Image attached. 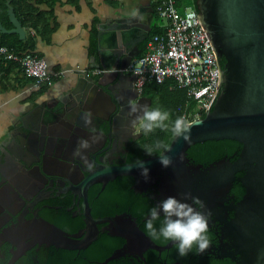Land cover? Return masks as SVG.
Wrapping results in <instances>:
<instances>
[{"label":"flooded vegetation","instance_id":"obj_1","mask_svg":"<svg viewBox=\"0 0 264 264\" xmlns=\"http://www.w3.org/2000/svg\"><path fill=\"white\" fill-rule=\"evenodd\" d=\"M115 94L121 106L108 105L107 108L104 106L106 100L101 101L108 110L102 115H92V124L87 127L83 124L78 128L63 117L51 126L52 135L48 139L49 132L37 118L34 122H24L32 130L11 131L7 144L13 146L19 142L17 155L23 162L18 157L6 160L0 151V264H54V257L45 260L42 255L50 251L55 256L56 251L65 250L76 251L79 256L101 237H104L106 249L114 247L112 255L127 245L125 238L113 234L122 232L123 220L133 221L147 235L145 223L150 218V209L173 197L176 191L182 192V202H186L187 195L189 204L205 215L210 213L207 235L211 246L207 251L197 253L194 247L193 252L180 257L171 241L153 240L157 248H152L136 240L133 246L126 248L125 255L110 261L107 259L111 255L107 256L101 264L116 260L126 264H242L244 254L233 224L239 219L247 188L241 180L243 175L228 183L219 182L218 178L230 176L234 169H238L233 173L237 175L247 165L240 166L227 158L203 163L186 153L184 169L175 177V182L169 180L170 175L165 171L158 170L149 171L147 180L141 174L112 178L115 170L126 164L158 156H141L145 147L156 148L153 142H145L149 134L143 133L139 123H133L142 113L128 115L130 100L151 109L154 108L152 98L144 90L139 91L130 80L118 85ZM44 110L41 114L47 118L48 112ZM60 135H66L67 140L60 139ZM93 137L98 139L92 142ZM161 137H157V144ZM81 139L91 143L90 148L82 150L83 156L93 165L91 170L79 156H74ZM239 179L246 188L241 200L232 192L235 180ZM112 197L116 199L111 207ZM191 198H198L203 208ZM39 224L55 225L72 238V246L78 248L47 245L40 233L34 232ZM155 225L159 228L160 221ZM87 235L96 236V239L83 247ZM54 242L63 244L58 240Z\"/></svg>","mask_w":264,"mask_h":264},{"label":"water","instance_id":"obj_2","mask_svg":"<svg viewBox=\"0 0 264 264\" xmlns=\"http://www.w3.org/2000/svg\"><path fill=\"white\" fill-rule=\"evenodd\" d=\"M196 4L202 24L212 39L218 56L221 86L207 108L206 116L191 121L194 126L190 139L185 142L182 138L174 137L172 140V151L166 153L172 157V166L163 167L158 156L142 161L149 171H165L170 175L169 180L175 182V177L184 169L186 153L192 145L220 139L242 142L243 149L236 162L240 166L247 165L244 168L245 175L241 178L245 182L247 193L241 201L239 219L233 227L235 234L239 235L244 254L242 264H264V0H196ZM8 13L14 27L9 30L0 23V32L18 34L21 40L26 39V28L9 2ZM99 30V61L96 62L97 57H94V66L105 71L100 76L79 72L62 96L61 106L50 111L52 116L44 118V114H41L38 117L37 121L42 122L49 132L48 139L52 135L51 126L60 118L65 117L66 121L74 122V125L82 128V116L85 114L102 115V112L108 110V105L121 106L115 88L126 80L131 83L135 81L134 77L120 70L127 67L143 51L140 44L145 37L138 34V31L146 34L148 30L140 22L139 16L109 20L106 24H101ZM106 41L109 46L105 45ZM223 59L226 60L225 66L222 64ZM104 100L105 105L101 103ZM149 102L151 103L150 99ZM213 105L215 108L211 110ZM52 119L54 120L49 121ZM25 129L30 131L32 127L25 124ZM65 137L59 136L60 139L67 140L68 137ZM15 144L17 145L2 144L0 151L4 159L20 157L17 155L20 144ZM134 164L129 172L125 170V166L118 168L112 178L115 175L137 177L142 170ZM233 173L226 178L220 175L219 182H230L235 176ZM173 194V197L181 200L182 192L176 191ZM188 201L186 199L187 203ZM123 223L125 226L122 232L113 234L125 238L127 245L113 253L107 261L125 255L126 248L133 246L136 240L157 248L154 241L133 221L124 219ZM34 232L40 233L47 245L66 249L78 248L76 245L72 246V238L53 224H39ZM95 239L96 236L87 235L83 247Z\"/></svg>","mask_w":264,"mask_h":264},{"label":"crops","instance_id":"obj_3","mask_svg":"<svg viewBox=\"0 0 264 264\" xmlns=\"http://www.w3.org/2000/svg\"><path fill=\"white\" fill-rule=\"evenodd\" d=\"M158 0H60L53 6L37 5L49 17L53 32L45 37L26 29L27 36L36 41L34 52L48 62L50 71H64L59 78L33 87L34 80L23 68L16 67L4 77L0 90V148L10 140L11 131L25 128V121L34 122L42 109L50 111L61 106V98L77 78L79 72L95 69L94 57L99 61V26L109 20L131 18L135 11L147 28L140 47L145 52L152 33L162 28L163 21L157 12ZM47 29L46 26H44ZM108 42L106 41V44ZM149 84V83H148Z\"/></svg>","mask_w":264,"mask_h":264},{"label":"built area","instance_id":"obj_4","mask_svg":"<svg viewBox=\"0 0 264 264\" xmlns=\"http://www.w3.org/2000/svg\"><path fill=\"white\" fill-rule=\"evenodd\" d=\"M157 3L158 15L164 20L163 31L153 35L145 52L120 71L134 77V84L141 92L148 83L171 79L186 89L189 98L202 103L201 110H207L218 94L222 78L212 39L198 10L193 8L182 13L177 0H158ZM0 54L20 64L33 78V87L50 83L64 73L50 71L48 62L33 52L19 55L0 47ZM104 71L95 68L84 72L100 76Z\"/></svg>","mask_w":264,"mask_h":264},{"label":"trees","instance_id":"obj_5","mask_svg":"<svg viewBox=\"0 0 264 264\" xmlns=\"http://www.w3.org/2000/svg\"><path fill=\"white\" fill-rule=\"evenodd\" d=\"M60 0H0V23L6 29H12L13 23L10 20L8 13V2L14 8V12L18 17L19 21L22 23L23 27L26 29H31L35 34L45 37L53 32L50 28L49 17L40 12L37 9V5L43 2L53 6L56 2ZM193 1V5L196 10L197 4L196 0ZM179 2V0H177ZM181 6L178 3L179 7ZM47 27V29L44 28ZM163 28L156 29L151 37L157 33H161ZM48 34H47V33ZM36 41L33 37L27 36L26 39L21 40L18 34H7L0 32V47H7L10 51L16 54H25L28 52H34ZM226 60H222V64L225 66ZM21 65L5 58L0 54V90L4 86V77L6 74L11 73L16 67ZM22 67V66H21ZM144 92L147 96H150L154 101V108L159 107L163 111H168L170 113L171 121H174L177 117H185L188 121H193L194 116H191L193 109L196 106L197 100L191 99L187 95V91L175 84L171 79L166 80L164 83H157L155 81L151 84H147L144 88ZM213 105L211 110H214ZM206 116V110H202L200 117ZM171 121L169 123H171ZM161 136L162 145L170 146L172 140L174 139L171 131H161L156 129L154 132L149 133L145 142H153V147L156 148L158 141L156 140L158 136ZM144 142V143H145ZM243 149L242 142L234 139H220V140H208L205 142H200L192 145L187 153L188 157L194 156L198 162L208 163L213 160H220L223 158L230 159L232 162H236L240 159V154ZM162 148L154 149V155L162 152ZM147 155L144 153L141 156ZM245 174V170L238 172L234 177L238 179L239 176ZM235 187L232 192L238 196V200H241L245 193L246 188L243 186L242 182L235 180ZM116 199L112 197L111 207L113 206V201ZM160 243H165L164 239L158 240ZM121 243V242H120ZM104 237L98 239L88 250L83 251L82 254L78 256L75 251L74 253L69 251L55 252V256L50 252H45L42 256H45V260L50 257H54L56 260L54 264H101L107 256H110L114 247L105 248ZM173 256V255H172ZM50 264V263H49ZM110 264H126L120 262V260L113 261Z\"/></svg>","mask_w":264,"mask_h":264},{"label":"clouds","instance_id":"obj_6","mask_svg":"<svg viewBox=\"0 0 264 264\" xmlns=\"http://www.w3.org/2000/svg\"><path fill=\"white\" fill-rule=\"evenodd\" d=\"M136 15L135 11L131 13L132 17ZM129 109L128 115L130 116L138 112L142 113L136 117L133 123H139L145 135L154 132L156 129H160L161 131H171L176 139L182 138L185 142L190 139L191 129L194 125L185 117H177L174 121H171L168 111H163L159 107L150 109L145 105H137L133 100L129 101ZM82 119L86 127L92 124L91 114H85L82 116ZM170 121L171 123H169ZM92 131L94 132L95 129L93 128ZM97 139L98 137H93L92 142H95ZM90 147L91 143L88 139L79 140L74 156H79L85 166L91 170L93 165L82 154V150ZM156 148L163 149L162 152L156 154L161 165L165 168L172 166V157L166 154L171 152L172 148L162 144H157ZM144 151L149 156L155 154L152 147H145ZM134 166L142 170L141 175L147 180L149 169L145 167L144 162L137 160ZM132 167L133 164H126L125 170L129 172ZM189 198V196H185V199ZM191 199L203 208V203L198 198ZM208 215L198 211L193 204L182 202L170 196L150 209V218L146 220L145 229L147 235L154 241L163 238L165 241L173 242L177 247L180 257H186L190 252H193L194 247L197 249V253L202 254L211 246V241L207 235ZM157 221H160L159 228L155 225Z\"/></svg>","mask_w":264,"mask_h":264},{"label":"rangeland","instance_id":"obj_7","mask_svg":"<svg viewBox=\"0 0 264 264\" xmlns=\"http://www.w3.org/2000/svg\"><path fill=\"white\" fill-rule=\"evenodd\" d=\"M178 3L181 5L178 7L179 11L182 13H185L187 10L189 9H195L194 5H193V1L191 0H179V2H177V6ZM160 20H162L164 22V20L162 18H160ZM151 83H149L150 85ZM201 108H202V103L201 102H197L195 108L193 109V112L191 114V116H194L195 119L196 118H200V114H201Z\"/></svg>","mask_w":264,"mask_h":264},{"label":"bare ground","instance_id":"obj_8","mask_svg":"<svg viewBox=\"0 0 264 264\" xmlns=\"http://www.w3.org/2000/svg\"><path fill=\"white\" fill-rule=\"evenodd\" d=\"M29 232V231H28Z\"/></svg>","mask_w":264,"mask_h":264}]
</instances>
